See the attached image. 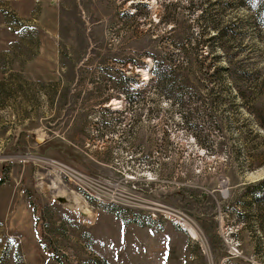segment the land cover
Returning a JSON list of instances; mask_svg holds the SVG:
<instances>
[{
	"label": "rangeland",
	"instance_id": "rangeland-1",
	"mask_svg": "<svg viewBox=\"0 0 264 264\" xmlns=\"http://www.w3.org/2000/svg\"><path fill=\"white\" fill-rule=\"evenodd\" d=\"M228 1L0 0V264H264V14Z\"/></svg>",
	"mask_w": 264,
	"mask_h": 264
},
{
	"label": "trees",
	"instance_id": "trees-1",
	"mask_svg": "<svg viewBox=\"0 0 264 264\" xmlns=\"http://www.w3.org/2000/svg\"><path fill=\"white\" fill-rule=\"evenodd\" d=\"M236 2H240L241 4H245L251 8H257L258 12L260 13V16H263L264 14V0H231L228 1V3H225V6L232 7L233 4ZM137 7H146L148 6L146 2H138L136 3ZM129 16H133L136 13L134 12H127L126 13ZM202 18V24L209 23L211 21V18L205 17L203 14L201 15ZM216 21V19H215ZM213 24V23H212ZM209 27L214 28L213 25H210ZM216 27V23H215ZM208 26L205 25L203 30L199 33V38L206 34ZM173 29V28H171ZM170 31L164 30L162 34L158 35L157 38L164 39L165 37H168L170 35ZM229 34V33H227ZM215 36V35H214ZM212 36L213 38H215ZM156 38V37H155ZM190 38H188L189 40ZM198 44L203 45V42L201 39H198ZM172 49L170 52H165L164 55L161 54L160 49H155L152 52H143L146 57H150L151 64L148 66V71L151 74V81L154 83L155 88L165 97L167 98H173L175 104L178 105V107L184 109L183 107V101L181 98L176 99V95H174V92L181 89V85H179L177 82L179 81V77H177L175 73V69L172 64L174 61V53H176L175 49L177 48L176 44H171ZM161 48V47H159ZM165 48V47H164ZM142 52V51H141ZM132 59H122L123 66H126L128 62ZM171 65H170V64ZM136 64V63H134ZM209 77L212 79L216 77V72H212ZM124 93H128L127 90L122 89ZM129 103L133 102L131 98L129 97ZM210 102L212 104L213 111L215 110L218 100L215 96L210 97ZM215 107V108H213ZM234 204L239 207V219L243 225V229H248L251 227V225L254 228V232H258L262 237H264V178L255 181V182H248L245 185L242 186V193L237 196H233ZM256 251H262L264 253V238L258 239V242L256 243Z\"/></svg>",
	"mask_w": 264,
	"mask_h": 264
},
{
	"label": "bare ground",
	"instance_id": "bare-ground-1",
	"mask_svg": "<svg viewBox=\"0 0 264 264\" xmlns=\"http://www.w3.org/2000/svg\"><path fill=\"white\" fill-rule=\"evenodd\" d=\"M93 216L94 215H93V213L91 211H88V210L86 211V217L88 219H92ZM181 224H182V226H184L185 229L189 230V232H190L192 237H196V234L194 233V231L189 226H187L185 223H181Z\"/></svg>",
	"mask_w": 264,
	"mask_h": 264
}]
</instances>
